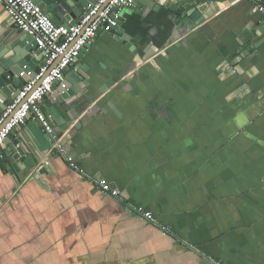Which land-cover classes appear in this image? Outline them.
I'll use <instances>...</instances> for the list:
<instances>
[{
  "label": "crops",
  "instance_id": "crops-1",
  "mask_svg": "<svg viewBox=\"0 0 264 264\" xmlns=\"http://www.w3.org/2000/svg\"><path fill=\"white\" fill-rule=\"evenodd\" d=\"M253 6L214 2L196 24L135 9L131 48L99 33L70 67L80 91L42 102L83 174L32 119L1 148L0 264H264V15ZM21 36L0 3V48ZM16 139L38 158L29 174L8 158Z\"/></svg>",
  "mask_w": 264,
  "mask_h": 264
},
{
  "label": "built area",
  "instance_id": "built-area-1",
  "mask_svg": "<svg viewBox=\"0 0 264 264\" xmlns=\"http://www.w3.org/2000/svg\"><path fill=\"white\" fill-rule=\"evenodd\" d=\"M134 1L98 0L93 9L86 12L82 19L69 29L66 25H57L33 0H0L12 23L24 34L34 37L38 49L45 53L40 73L23 85L19 95L0 114V152L4 141L19 126L27 125L31 117L50 138L57 155L64 157L70 169L83 174L75 156L63 148L61 138L55 133L49 118L42 110V102L53 94L56 82L64 81L66 69L76 63L84 49L98 37L101 31L107 30L104 25L107 23L109 27H116L123 10ZM252 1L253 12H261L264 15V4L261 0ZM58 60L57 65L53 67ZM24 74L21 73V76ZM100 189L104 195L116 199L120 197V191L108 182H100ZM128 206L135 216L158 224L153 213L144 207L134 204ZM163 229L168 232V228ZM208 262L221 264L211 260Z\"/></svg>",
  "mask_w": 264,
  "mask_h": 264
},
{
  "label": "water",
  "instance_id": "water-1",
  "mask_svg": "<svg viewBox=\"0 0 264 264\" xmlns=\"http://www.w3.org/2000/svg\"><path fill=\"white\" fill-rule=\"evenodd\" d=\"M42 10L48 13L57 25L67 26L69 29L82 19V16L93 9L98 0H33ZM223 0H135L126 7L116 27H109L106 23L104 28L111 33L115 39L122 42L128 48L132 47L131 37L125 32V14H129L135 9L151 8L156 12L166 10L181 19H189L193 24L205 20L207 13L212 8L214 2ZM54 15L56 17H54ZM59 19L62 21L60 23ZM87 48V47H86ZM45 53L38 49L37 41L34 37L24 34L12 42L0 48V114L7 109V106L19 95L23 84L35 78L40 73V67L44 63ZM60 60V59H59ZM56 61L55 65L59 62ZM25 73L21 76V73ZM70 68L65 71V79L56 82L52 97H56L61 103L69 101L80 91L79 75L72 72ZM31 73L30 75H28ZM31 120V117L30 119ZM37 127V123H34ZM39 129V127H38ZM40 130V129H39ZM44 135V134H43ZM11 138L8 137L1 146L4 149L9 145ZM11 151L8 154L9 160L14 161L13 168L22 170L29 174L38 161L29 145L21 139L13 142ZM45 168L40 169L35 175L37 180L46 175Z\"/></svg>",
  "mask_w": 264,
  "mask_h": 264
}]
</instances>
